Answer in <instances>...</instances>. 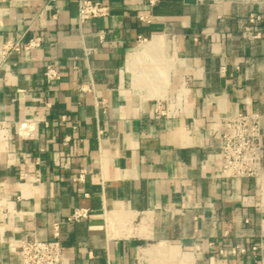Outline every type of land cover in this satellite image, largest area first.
<instances>
[{
  "label": "crops",
  "instance_id": "0c3cea01",
  "mask_svg": "<svg viewBox=\"0 0 264 264\" xmlns=\"http://www.w3.org/2000/svg\"><path fill=\"white\" fill-rule=\"evenodd\" d=\"M95 1L79 27L77 0H0V264L31 239L63 264H264V124L260 178L212 156L222 119L264 116V0Z\"/></svg>",
  "mask_w": 264,
  "mask_h": 264
},
{
  "label": "built area",
  "instance_id": "2783aa9c",
  "mask_svg": "<svg viewBox=\"0 0 264 264\" xmlns=\"http://www.w3.org/2000/svg\"><path fill=\"white\" fill-rule=\"evenodd\" d=\"M109 9L100 1L77 0V23L79 27L92 19L105 17ZM251 16L250 22H254ZM41 45V38L35 37L25 41H7L1 54L8 56L11 53L20 54L35 49ZM85 55H88L85 52ZM47 83L59 79L57 70L48 65L44 71ZM90 91L92 87L90 86ZM264 116L259 113H238L231 118L222 119L215 132L218 135V150L213 158L220 162L221 175L231 180L258 179L262 170V143L261 132ZM89 211L77 209L70 217V221L86 219ZM19 259V264H63L62 246L55 239L44 241L39 239L22 240L13 249ZM233 254L244 252V249L235 247Z\"/></svg>",
  "mask_w": 264,
  "mask_h": 264
},
{
  "label": "water",
  "instance_id": "95a60500",
  "mask_svg": "<svg viewBox=\"0 0 264 264\" xmlns=\"http://www.w3.org/2000/svg\"><path fill=\"white\" fill-rule=\"evenodd\" d=\"M185 3H194V0H185Z\"/></svg>",
  "mask_w": 264,
  "mask_h": 264
}]
</instances>
